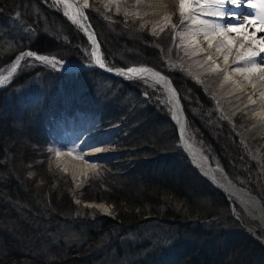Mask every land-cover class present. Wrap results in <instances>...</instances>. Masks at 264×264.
Returning a JSON list of instances; mask_svg holds the SVG:
<instances>
[{"label":"trees","instance_id":"obj_1","mask_svg":"<svg viewBox=\"0 0 264 264\" xmlns=\"http://www.w3.org/2000/svg\"><path fill=\"white\" fill-rule=\"evenodd\" d=\"M35 8L45 22L34 15ZM88 13L108 66L161 68L158 47L141 33L132 36L130 24ZM15 17L33 36L0 53V70L23 58L13 80L0 88V264H101L104 254L121 249L124 235L154 221L175 228L173 243L168 236L161 242L168 253L154 260L146 252L141 264H264V246L249 234L236 235L240 227L232 221V202L208 183L180 147L160 84L146 77L115 78L97 69L46 73L48 67L26 57L27 52L87 65L93 62L90 42L53 0H0V30ZM30 63L36 66L25 71ZM161 70L180 93L192 140L205 152L213 148L234 183L264 202L257 163L226 123L217 134H208L193 112L197 104L185 95L190 91L202 107H212V99L189 77ZM106 80L111 86L104 85ZM77 104L92 105L100 126L124 124L116 132L121 141L116 157L85 182L80 195L81 201L113 204L115 217L98 214L84 225L71 216L78 206L71 182H58L48 152L53 121ZM222 146L235 155L228 157ZM235 206L240 209L237 202ZM63 222L76 226L72 235L81 231V242L60 236ZM172 246L177 249L171 251Z\"/></svg>","mask_w":264,"mask_h":264},{"label":"rangeland","instance_id":"obj_2","mask_svg":"<svg viewBox=\"0 0 264 264\" xmlns=\"http://www.w3.org/2000/svg\"><path fill=\"white\" fill-rule=\"evenodd\" d=\"M53 1L63 6L62 2L58 0H53ZM76 1H78L85 8L88 18H89L88 11L97 13L98 17L101 16V18L106 22L109 21L108 18L109 16L112 17V19L113 17L114 19L120 18L131 25L129 33L130 34L131 32L135 33V34H131L132 36L141 33L143 37L153 42L158 47L159 52L161 53V56L158 61L160 64L159 66L161 68L158 69L153 66L152 68L159 70L160 72H163L161 69H164L168 72L181 73L184 76L189 77L190 79L195 81L197 85L202 87L206 95L212 99L213 102L212 107H202L199 101L196 98L192 97L190 91L186 92L187 95H185V97L188 101L197 104V106L193 109V112L198 116L201 122L203 121V123H205L204 130H206L208 134H217L220 130H222V128L225 127L224 123H226L228 129L234 135L237 136V139L239 140L240 146L242 147L244 153L252 161H255L257 163V166L262 174V182L264 184V127H263L264 125H260V121L258 117H256L254 111L251 108H246L244 104H238L235 107H228V105L223 102V99H220L219 97H216L214 94H211L210 92L207 91L205 85L206 84L209 85L210 83L209 82L210 77L207 75L209 73L208 68H204L200 72L199 70L201 69L200 67L201 64L200 65L189 64L190 60L196 56V53L194 50H191L190 48L191 45H187L188 43H190L189 42L190 38L188 37L187 30L183 31V30H179L178 28L182 23L180 17H178L175 21H172L171 19H167L165 22L155 23L154 21H150V23L149 22L145 23L141 20V17L135 15V13L132 15H128L123 7H121L119 4H116L117 2L115 0L112 1L111 0H76ZM254 1L255 0H251V2ZM35 9L36 10H32L34 15L40 16L39 18L43 22H45L44 20L47 19L42 18V13L38 8ZM63 9L66 15L68 16V18L74 23L78 24L83 31V27L80 25V23L74 19L73 20L71 19V16L68 13V10L65 5L63 6ZM20 21L21 19L15 17L12 19L11 22H9L7 25L1 28L0 53L4 48L5 49L10 48L13 42L14 41L16 42V40H20L23 43L24 42L23 38H27L26 40L32 38L33 31L31 30V28L27 26L25 22L23 21L20 22ZM95 32L98 38V32L96 29ZM181 32L183 37L179 38L178 35ZM90 44L92 50V61L94 62L93 45L91 42ZM27 56H28V52L26 53V57ZM20 58L22 57L20 56L18 60ZM37 60L48 67L46 73H49L50 70H59L60 72H68V73L74 72L68 66L55 60H50V59H43V60L37 59ZM69 63L74 65H80L72 62ZM34 66H36L35 63H30L29 66H27V69H25V71L33 68ZM7 68L9 67L5 66L0 70V78L9 72L10 69L7 70ZM163 73L168 76V74H166L165 72ZM126 77L134 78L136 76H124L123 78L127 79ZM168 77L171 79L170 76ZM13 78H14L13 75L10 76L0 88L7 86L8 83L13 80ZM150 80L158 83L155 80L152 79ZM104 83H105L104 85L111 86L110 80H106ZM178 94L180 98L179 91ZM166 95H167V100H169L168 111L170 112V117L172 118V112H173L172 101L169 99L167 92ZM74 107L75 108L68 107L67 111L62 113V116L56 118V120L53 121L54 127L51 128L49 134L48 152L51 158L50 166L52 167V170H55L59 173L58 182H62V186H66L67 181L69 180L71 182L70 192L74 202L78 204L76 210L72 212L71 216H73L78 221L79 225H84L95 219L98 214L115 217L114 209L111 206V204L106 202H98V201H81L80 195L82 192L81 189L84 186L85 182H88L90 177L97 175L101 167H103L104 164H106L105 162H107L108 160L111 161V159L116 157L114 156V154L119 150L117 149V147H118V143L121 142V141L119 142V138L116 135V132L118 131L119 128L123 127L124 124L114 125V126H102V125L100 126L98 123H96L95 117L91 114L94 112L92 105L80 106L79 104H77ZM85 134H88V137L90 136L92 138L91 140H93L92 141L93 146L99 147V155L95 160L93 170L90 171L86 175V177H83L82 180H80L77 185H75L72 181L70 174H68V172L64 171V169H62L56 164L57 146L60 139H62L63 137L64 138L67 137V142L69 143L68 147H71V149L73 150L74 153H76V155H81L83 154V149L74 150L72 147L75 145V142ZM187 135L190 140H192L191 136L194 137V135L190 136L188 130H187ZM192 141L194 142V140ZM194 143L196 144V142ZM179 145L182 148L181 140ZM196 145L200 147L198 144ZM209 148L207 147V151L209 152H205L204 150L203 151L209 157L211 163L214 166H220L221 168H223L220 164L219 158L217 157L216 153L213 151L214 149L211 148L210 146ZM222 148L226 150L225 154L228 157H230L231 155H235V153L231 152L229 149H226L223 146ZM184 152L186 153L187 157L190 160V163L192 164L190 156L187 154L185 150ZM218 174L223 181L227 180L225 173L223 171H219ZM208 183L211 184V182L209 181ZM224 195L226 196V194ZM226 198L232 202L230 211L233 218L232 220L233 224L236 227L238 226L240 227V228H236L237 229L236 235L244 238L245 235L249 234L250 236L256 238L255 237L256 234L259 237L256 238V240H258L264 246V242L261 240L263 238L262 236H264V226L262 225V223L258 219H254L251 216H249L246 213L245 209L242 207V205L238 203V200H236L235 198H229L228 196H226ZM86 202H96V204H103L104 207L110 209V212L104 213L103 211H101V209L97 207H91L89 206V204H85ZM235 202H237L240 209H238V207L235 206ZM62 226H63L62 229L63 231L60 234V236L63 235L66 236L70 242L82 241L80 237H77L81 233L80 230L73 233V235L71 234V230H75L76 226L74 225L69 226L66 222H63ZM257 231L261 232L262 235L258 234ZM171 232L174 233L171 234ZM174 235H175V228H170L167 225L164 226L163 224L156 221L150 222L147 225H140L137 229L132 230L131 232L124 235L123 238L124 243L119 251H116L115 253L109 252V254L106 257L104 254L102 257L104 259L100 263L101 264H141L138 260L141 257L146 258V252H150L152 256H155L154 260L162 258L166 253H168V250L164 251L165 245L163 246V244L161 243L162 240L170 236L171 237L170 243H173ZM109 247L112 248L113 246L110 245ZM179 247H181V245ZM175 249H177V247L172 246L171 251ZM155 251L158 252L156 255H155ZM108 258H110V260L107 262ZM158 262H160L158 264H161L162 261L158 260Z\"/></svg>","mask_w":264,"mask_h":264},{"label":"bare ground","instance_id":"obj_3","mask_svg":"<svg viewBox=\"0 0 264 264\" xmlns=\"http://www.w3.org/2000/svg\"><path fill=\"white\" fill-rule=\"evenodd\" d=\"M58 1L66 6L71 19L83 26L95 44L85 8L76 0ZM115 1L128 15L135 13L145 23L165 22L167 19L175 21L180 17L182 23L178 28L187 30L190 38L188 39L190 43L187 45H191V50L196 53L189 64H201L200 72L208 68L210 83L205 85L207 91L223 99L228 107L244 104L246 108H251L258 117L260 125H264V64L260 62L264 57V0ZM181 5L184 7L182 8ZM229 24L234 27L229 29L227 27ZM178 37H183L182 32ZM94 49V63L99 64L96 44ZM133 72L145 74L150 79L165 83L173 102V118L179 124L182 140L190 157L207 177L225 191L226 196L238 200L246 213L258 219L264 226L260 203L241 192L229 180L223 181L219 177L218 172L221 170L218 166H214L189 139L184 130L185 114L181 108V100L178 99L177 89L171 80L154 68L140 67ZM91 139L85 134L75 142L72 148L83 149L81 155H76L71 147H68L67 137H63L58 142L56 164L70 174L75 185L93 170L99 155V147L93 146ZM89 203V206L97 207L104 213L110 212L103 204Z\"/></svg>","mask_w":264,"mask_h":264},{"label":"water","instance_id":"obj_4","mask_svg":"<svg viewBox=\"0 0 264 264\" xmlns=\"http://www.w3.org/2000/svg\"><path fill=\"white\" fill-rule=\"evenodd\" d=\"M87 17V21L89 20L88 18V15L86 16ZM90 21V20H89ZM81 25V24H80ZM82 26V25H81ZM89 26H90V29H91V32L93 33L94 37H95V44H96V51L98 53V56H99V64L98 62L94 63L92 62L91 64H88V65H71L68 61H63L61 59H58L57 57H54V56H50V55H46V54H37V53H29L30 55H32L33 57H35L36 59H39V60H43L41 58H46V59H50V60H55V61H58V62H61L62 64L68 66L72 71L74 72H80V71H84V70H90V69H97L99 70L100 72L108 75V76H111V77H115V78H123L124 76H136V77H147L145 74H141V73H136V72H133L135 69H139L140 67L139 66H131L129 68H119V67H110L108 66L103 57H102V52H101V49H100V44H99V41H98V38H97V35H96V32H95V29L94 27L92 26L91 22L89 23ZM83 27V26H82ZM83 31H84V34L87 36V38L89 39V41L92 43L93 45V59H94V56H95V44L94 42L90 39L89 35L86 33V30L83 28ZM29 55V56H30ZM22 61V58H20L16 63L15 65L9 70L8 73H6L4 76H2L1 78H4V82L3 83H0V87L5 83V81L10 77L12 76L17 67L19 66L20 62ZM147 67V66H145ZM148 68H152L150 66H148ZM158 72H160L158 70ZM163 73V72H161ZM164 74V73H163ZM165 75V74H164ZM167 78H169L167 75H165ZM170 79V78H169ZM153 80V79H152ZM171 80V79H170ZM164 89L165 91L167 92L168 94V97L169 99L171 100V97H170V93L167 89V86L165 85V83H162V82H159L157 81ZM172 82V80H171ZM173 83V82H172ZM174 85V84H173ZM175 87V85H174ZM176 89V87H175ZM176 93H177V96H178V99L179 98V94H178V91L176 90ZM172 101V100H171ZM181 103V102H180ZM172 107H173V102H172ZM181 108L184 112V109H183V106L181 104ZM185 114V112H184ZM172 121L174 122V124L177 126L178 128V132H179V137H180V140H181V146L182 148L187 152V154L189 155L184 143H183V140H182V136H181V132H180V128H179V124L176 122V120L173 118V112H172ZM184 130L185 132L187 133V127H186V115H185V123H184ZM202 152L203 154L209 158L206 153L203 151L202 148L198 147ZM190 156V155H189ZM191 158V157H190ZM191 162H192V165L194 167H196L199 172L202 174V176H204L209 182H211L212 185H214L217 189H219L221 192H223L224 194L225 191L219 186L217 185L215 182H213L209 177H207L202 171L201 169L197 166V164L194 162V160L191 158ZM218 168L223 171L225 173V176L227 178V180H229L231 183H233L234 186H236L241 192L245 193V194H248L250 195L251 197H253L255 200H257L260 205H261V208H262V212H263V215H264V204L262 202V200L256 196H254L252 193L246 191V190H243L238 184L234 183L232 181V179L228 176V174L225 172V170L223 168H221L220 166H218ZM93 203V202H92ZM85 204H90L89 202H86ZM241 204V203H240ZM255 237L256 238H259L258 235L255 234ZM263 242H264V238L261 239Z\"/></svg>","mask_w":264,"mask_h":264},{"label":"snow or ice","instance_id":"obj_5","mask_svg":"<svg viewBox=\"0 0 264 264\" xmlns=\"http://www.w3.org/2000/svg\"><path fill=\"white\" fill-rule=\"evenodd\" d=\"M181 7L183 8L184 6L183 5H181ZM232 15H235V14H232ZM227 27L229 28V29H232L234 26L233 25H231V24H229V25H227ZM41 59H46V58H41ZM262 64H264V57H262L261 58V61H260ZM4 82V78H0V83H3Z\"/></svg>","mask_w":264,"mask_h":264},{"label":"built area","instance_id":"obj_6","mask_svg":"<svg viewBox=\"0 0 264 264\" xmlns=\"http://www.w3.org/2000/svg\"><path fill=\"white\" fill-rule=\"evenodd\" d=\"M111 206L113 207V204H111ZM110 210V209H109Z\"/></svg>","mask_w":264,"mask_h":264}]
</instances>
